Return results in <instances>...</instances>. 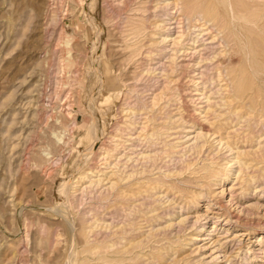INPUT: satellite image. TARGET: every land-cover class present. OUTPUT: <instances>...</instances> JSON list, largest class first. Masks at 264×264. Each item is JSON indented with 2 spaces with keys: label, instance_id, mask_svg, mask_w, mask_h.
<instances>
[{
  "label": "rangeland",
  "instance_id": "rangeland-1",
  "mask_svg": "<svg viewBox=\"0 0 264 264\" xmlns=\"http://www.w3.org/2000/svg\"><path fill=\"white\" fill-rule=\"evenodd\" d=\"M174 1L0 0V264H264L260 29Z\"/></svg>",
  "mask_w": 264,
  "mask_h": 264
},
{
  "label": "bare ground",
  "instance_id": "bare-ground-1",
  "mask_svg": "<svg viewBox=\"0 0 264 264\" xmlns=\"http://www.w3.org/2000/svg\"><path fill=\"white\" fill-rule=\"evenodd\" d=\"M255 1L256 0L252 2L255 3ZM252 2H250L249 0H180V3H177L176 1L173 2L176 10H172L168 14L175 15L178 14V11L181 12L183 17H185L188 22L192 23V26L194 28L198 26V24L195 25L196 22H200L201 26L207 25V28L210 30L213 28H218V30L227 29V31L229 32V39L227 40V43L225 45L231 42L237 45L239 47L238 50H240L239 55L234 56V51H231L229 44L224 49V52L228 54V57L227 55L226 57L230 64L229 71L233 73V75H235L236 74L235 71L237 67H239V64H242L243 67L245 66V68L247 67V69L249 70L251 69L250 70L251 72L250 71L249 72L253 76L252 78L256 79L257 73H259V70H257L254 67V61H253L254 60L253 54L256 51H254L251 41H249L248 39L246 40L247 37L245 36L244 32L249 31L251 26L254 29L256 27L260 29V33L262 36V40H261L262 43L261 42L260 43L262 46L259 55L262 56L263 71H264V0H262L261 2L262 5L260 6L263 7L259 13H255L252 11L253 10L252 7L256 6V4L253 5ZM163 5L165 6L169 5V2ZM219 10H221V12H219ZM259 20H260V24L258 23ZM193 22L195 23L193 24ZM183 32L179 36H183L184 35ZM188 34H190V31H188ZM199 35L200 33L196 34L194 38H198ZM194 38H192V43H194ZM165 40L166 38H163L162 42H164ZM233 58H236V60H232ZM250 74L249 76H251ZM263 84H264V79H263ZM54 135H56L55 138L57 142L62 140V136L60 133L59 134L54 133Z\"/></svg>",
  "mask_w": 264,
  "mask_h": 264
}]
</instances>
